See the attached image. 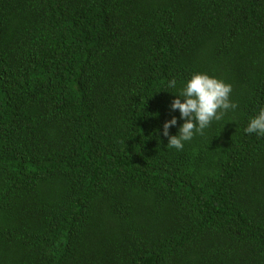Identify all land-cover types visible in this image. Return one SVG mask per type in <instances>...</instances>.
I'll return each instance as SVG.
<instances>
[{
  "label": "trees",
  "instance_id": "16d2710c",
  "mask_svg": "<svg viewBox=\"0 0 264 264\" xmlns=\"http://www.w3.org/2000/svg\"><path fill=\"white\" fill-rule=\"evenodd\" d=\"M195 72L238 107L177 150ZM260 106L264 0H0V264H264Z\"/></svg>",
  "mask_w": 264,
  "mask_h": 264
},
{
  "label": "clouds",
  "instance_id": "9594fccd",
  "mask_svg": "<svg viewBox=\"0 0 264 264\" xmlns=\"http://www.w3.org/2000/svg\"><path fill=\"white\" fill-rule=\"evenodd\" d=\"M169 89H177L175 78L167 81ZM170 92V91H169ZM232 85L223 79L204 72H195L179 87L175 98L171 101L170 109L178 110L183 122L176 134H169V127L177 124L175 116L164 121L162 134L167 137V146L180 150L184 143L194 135L203 134L213 120H221L224 113L235 110L238 105L230 99ZM243 131L247 134L264 136V106L249 117Z\"/></svg>",
  "mask_w": 264,
  "mask_h": 264
}]
</instances>
